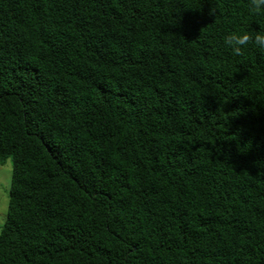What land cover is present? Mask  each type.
Instances as JSON below:
<instances>
[{
	"label": "trees",
	"instance_id": "obj_1",
	"mask_svg": "<svg viewBox=\"0 0 264 264\" xmlns=\"http://www.w3.org/2000/svg\"><path fill=\"white\" fill-rule=\"evenodd\" d=\"M264 32L248 0H0V264H264Z\"/></svg>",
	"mask_w": 264,
	"mask_h": 264
},
{
	"label": "clouds",
	"instance_id": "obj_2",
	"mask_svg": "<svg viewBox=\"0 0 264 264\" xmlns=\"http://www.w3.org/2000/svg\"><path fill=\"white\" fill-rule=\"evenodd\" d=\"M248 8L252 14H262L264 0H248ZM224 44L231 49L234 56H241L243 49L249 44H255L260 49H264V32H230L224 37Z\"/></svg>",
	"mask_w": 264,
	"mask_h": 264
},
{
	"label": "rangeland",
	"instance_id": "obj_3",
	"mask_svg": "<svg viewBox=\"0 0 264 264\" xmlns=\"http://www.w3.org/2000/svg\"><path fill=\"white\" fill-rule=\"evenodd\" d=\"M12 172L13 160L12 157H9L0 164V232L7 217Z\"/></svg>",
	"mask_w": 264,
	"mask_h": 264
}]
</instances>
